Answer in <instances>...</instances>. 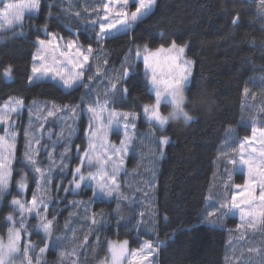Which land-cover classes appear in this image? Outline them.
<instances>
[{
	"label": "trees",
	"instance_id": "trees-1",
	"mask_svg": "<svg viewBox=\"0 0 264 264\" xmlns=\"http://www.w3.org/2000/svg\"><path fill=\"white\" fill-rule=\"evenodd\" d=\"M102 2L105 0H41L37 15L25 16L22 34L20 28L1 33L0 106L10 97H20L27 103L49 100L60 105L76 104L82 100L83 88L64 91L52 82L28 84L32 57L36 52L35 41L46 39L47 32L57 33L65 39L79 38L84 48L91 42L96 50L93 57L98 54L97 60L104 62L106 59L112 67L120 66L130 49L136 46L147 45L155 49L161 45L168 46L172 40L178 44L187 43L186 55L194 61V66L185 90L184 107L193 119L188 122L170 120L164 132L169 142L165 157L159 168L157 164L155 173L154 204L159 217L157 238L163 242L157 259L159 264H224L227 231L205 225L202 221L207 209V193L216 172V159L219 153L221 156L223 143L229 136H226L228 127L237 128L234 142L251 136V127L244 124L247 120L242 122L245 118L242 114L244 89L248 87L250 93L264 87V14L259 9V0H156L153 10L145 18L128 32L109 37L102 46L103 50H100L95 43L99 22L93 27L89 17L96 19L91 9L98 8ZM86 8L89 11H85ZM75 12H79L80 16L74 15ZM236 14L239 15V24L234 26L232 18ZM9 66L12 69L10 81L3 75ZM93 72L91 66L86 71L88 75ZM124 86L128 88V93L124 95L120 91L115 94V109L141 113L143 105L154 101L140 61L132 65L128 78L120 81V87ZM169 108L167 104L161 107L163 111ZM24 141L25 138L20 135L16 151L19 157L24 150ZM71 144L68 170L58 173L65 175V178L61 177L66 180L65 183L72 170L71 164L76 161L74 145L79 144L80 152L86 147L83 129L71 139ZM133 160L130 158V161ZM18 168L20 165L16 163L11 195L7 196L0 210V234L10 225L6 217L12 209L7 199L18 195L15 189V182L19 179ZM32 178L30 175V181ZM242 178L240 174L236 177L237 181ZM91 192V189L81 190L74 196L82 201L88 200L92 197ZM65 204L68 207H63L60 213L51 211L56 214L53 218L59 217L53 221L62 223V218L75 224L69 226L74 231L72 236L66 235L73 240L74 244L69 246L71 249L84 248L82 242L85 238L89 242L98 241L103 255L109 240H127L130 246L140 247L141 241L136 238L132 226L135 221L128 224L124 218L126 212L122 210L123 218L119 217L116 200L96 201L93 213L82 209L79 220L74 217L76 203ZM94 214L100 222L90 227L86 220ZM229 224H232L231 229L235 228L236 219H229ZM61 227L53 225V239L61 235ZM29 230L35 234L36 239L33 240L35 244L39 243L40 251L44 247L42 234L37 233L34 227ZM57 251V248L48 249V256L56 262ZM54 260L45 264H54ZM89 263L94 264L95 261Z\"/></svg>",
	"mask_w": 264,
	"mask_h": 264
},
{
	"label": "snow or ice",
	"instance_id": "snow-or-ice-1",
	"mask_svg": "<svg viewBox=\"0 0 264 264\" xmlns=\"http://www.w3.org/2000/svg\"><path fill=\"white\" fill-rule=\"evenodd\" d=\"M156 0H106L102 2L98 8L91 9L95 12L96 19L89 17L93 27L99 22V30L95 32V43L103 50V45L113 33V30L130 29L134 23L143 19L154 7ZM264 4V0H261ZM134 5L135 10L129 11V6ZM41 6V0H21L19 3L3 2V10L0 11V18L6 21L9 29L19 27L23 29V21L25 13H38ZM89 11V9H85ZM74 15L80 16L79 12ZM232 24H239V15L236 14L232 18ZM120 26V29L117 28ZM47 32L46 24L44 26ZM0 26V31H3ZM46 39H37L35 41L36 52L32 57L31 74L28 76V83L32 84L37 79L50 78L53 81H59L65 89L83 88L86 91L82 94V101L91 91V84L94 80L93 75H88L85 71L86 66H90V60L96 51L91 42L85 49L79 43V38L64 40L57 33L47 32ZM189 47L187 43L178 44L175 40L168 46L161 45L154 51L149 49L147 45L143 48L137 46L135 56L143 59L145 74L148 76L149 83L155 93L154 101L143 105V113L150 122L151 127H158L163 130L169 122V117L177 114L181 115L186 122L191 121L193 116L184 107L186 102L185 90L193 73L194 61L187 58L186 49ZM131 52V49H130ZM98 57V54H97ZM131 56L126 57V63L122 66L120 74L115 81L110 80V90L104 94V100L101 102L99 98L95 103L88 102L86 111L89 114L88 128L86 131L87 146L83 149V155L79 157L80 163L72 169L73 179L70 181L69 187L56 185V190L69 192L74 189H80L82 182L86 179L94 181L92 189L93 196L98 193L104 197H112L114 193L119 194V186L116 181L118 173L122 170L124 156L132 143V135L128 129L136 128L135 121L137 114L135 112H107V119L104 120L106 105L110 97L121 89L117 87L120 80L126 79L132 70L129 63ZM107 64V60H104ZM102 72L99 63L96 68V76ZM4 77L11 78L12 69L6 67L3 72ZM124 95L128 93V88H122ZM245 95L249 94L248 88L244 89ZM168 103L171 111L164 115L161 111L162 103ZM24 107V101L20 98L12 99L0 108V125L3 126V135H0V199L5 198L9 193V186L13 178L14 161H17V131L14 127L16 116ZM81 105H53L52 109L47 110V117H52L56 113L64 110L70 111L74 116L78 115V109ZM41 119L40 116L36 117ZM103 121L104 127L100 126ZM124 130V138L120 141V147L111 145L108 140V133L113 126L120 127ZM43 130L44 125H34L32 122V110L29 109V123L24 129L25 147L22 155L19 157L20 165L17 173L19 179L16 180V188L18 195L14 196L10 202L12 211L6 217L10 222L5 237L0 235V264H14L15 260L20 259V264H39L40 257L30 255L33 245L30 240L23 241L24 234H27V217L35 216L37 220L36 228L43 233L46 240L53 235V223L48 219L47 198L53 183L52 172L59 169L61 172L69 167L70 146L66 145L60 156V162L57 164L54 153L47 152V163L38 159L41 148L47 150V147L41 145L42 136L36 134V129ZM63 135L62 133L60 134ZM264 131L259 132L253 128L252 137H246L239 144V163L246 168V180L244 185H236L239 189L237 193L232 194L231 203L225 200L220 205L221 209L228 211L238 210L241 217V225L237 227L247 226L250 229H258V221L260 226H264V147L257 148L255 145L260 143L264 145ZM169 138L161 135L159 138V146L161 154L163 147L168 143ZM40 146V147H34ZM80 151V146L77 145ZM236 149H233L235 152ZM89 166L87 174L82 170L84 163ZM229 163L236 165L235 158H229ZM111 172H108V168ZM95 168V172L91 169ZM32 176L36 184V191L33 192L30 201L25 202L19 198V194L24 193L28 189L29 176ZM103 181V182H101ZM37 192L40 195H37ZM121 198L122 197L121 195ZM18 215V219H17ZM143 215V213H141ZM209 216L214 213H208ZM92 224H96L95 214L92 218ZM87 243V238H85ZM45 247L40 248L41 255L45 252ZM157 247L150 241L145 243L137 250L129 251L128 241L122 242L109 241L108 253L102 264H123L125 258L130 254L133 258L129 264H154V256Z\"/></svg>",
	"mask_w": 264,
	"mask_h": 264
},
{
	"label": "rangeland",
	"instance_id": "rangeland-1",
	"mask_svg": "<svg viewBox=\"0 0 264 264\" xmlns=\"http://www.w3.org/2000/svg\"><path fill=\"white\" fill-rule=\"evenodd\" d=\"M3 2L19 3L21 2V0H0V11L3 10L2 7ZM259 9L264 14V4H261V0H259ZM134 10H135L134 5H130L129 11H134ZM26 15L36 16L37 13L30 14L26 12L25 16ZM146 16H144L143 18H145ZM135 24L136 23H134L130 29H120V26L117 25V28L120 30L119 31L113 30V33L110 35V37L128 32L133 28ZM0 26H3L4 28L3 31H0V35H2L1 33H6L7 31L10 30H17V31L19 30V27H13L9 29L6 21L3 20L2 18H0ZM64 40H71V39L64 38ZM0 41H3V39H1ZM143 46H139V47L143 48ZM136 48L137 46L134 47L131 50V52H129L128 55L126 56V57L131 56V60L129 61L131 65H133L137 61H140L143 64L142 57L137 58L135 56ZM149 49L154 51L156 48L155 49L149 48ZM97 59L98 57H93L90 60V66L91 69L94 70V72L89 75H93L94 80L90 86L91 91L88 93V96L85 97L84 101L81 100L79 103L66 104L72 106L81 105V108L78 109V115L74 116L70 111L64 110L59 113H56L52 117H47V110L52 109L53 105H57V106H63V105H60L54 101H49V100H32L27 103L20 97H10L12 99L20 98L24 101V107L21 109L20 113L16 116V123L14 125L18 133L17 142H16L17 147L19 146L18 143H19L20 135L24 137V129L25 127L28 126L30 108L32 110L33 124L40 125L41 123H43L44 125L43 130H40L39 128L36 129V134L42 136L41 145L47 147V150L41 148L40 156L38 157L40 161L47 163L48 162L47 152L51 151L54 153V158L56 159L57 164H59L60 156L61 153H63L65 146L68 145L70 146V148H72L71 139L75 138V136L81 131V129L84 130V139L87 146L88 138L86 136V131L88 128V122L90 117L86 111V104L88 102L95 103L98 98L101 102H103L105 92L110 90V80L115 81V78L120 74V70L122 66L125 65L126 63V58H125V60L120 66L112 67L108 63L105 64L104 62H101ZM98 63L102 69V72L99 76H96L95 73ZM90 66H86L85 71H87ZM143 68H144V64H143ZM146 78L149 84L150 91L155 98V93L152 88V85L149 83L148 76H146ZM262 78H263L262 82L264 83V77ZM11 79H12V75L11 78H6V80L8 81H10ZM120 81L118 82L117 87H119V89H121L122 91V87H120ZM39 82H52L58 85L64 91L72 90V89H65L59 81H53L50 78L37 79L35 80L34 83L32 84L28 83V84L33 85ZM115 94L114 96L110 97L109 102L106 105V111L103 117L104 120L107 119V112L109 111L125 112L122 110L115 109L113 107ZM249 94L245 95V93H243L244 101L242 106V114L243 116H245V118H243L242 122H244V119L247 120V122H244V124L249 125L251 127L252 132L250 137H252L253 128L257 129V136L259 137V132L264 131V87H262L261 90L259 91L252 90V92H250ZM252 96L254 99L252 98ZM9 99L3 105H1L0 108H3V106L9 101ZM163 104H167L170 107L168 111H163L161 109L162 113L164 115H167L171 111V106L166 102L162 103V105ZM136 114H137V119L135 121L136 128L132 129L130 127L128 129L129 133L133 137L132 143L127 150V154L123 158L124 163L122 170L118 173L116 177V181L119 186V194L114 193L112 197H104L98 193L96 196H93V191H92L91 199L82 201L81 198L74 195L81 190L83 192L86 189L92 190L95 183L94 181H92L91 179H86L84 182H82L80 189L71 190L72 192L71 191L64 192L62 188L61 190L57 191L56 185L58 184L62 185V187H69L70 181H72L73 179L72 170L70 171V175L68 176L69 179L67 180V183H65L66 180H63V178H65V175L64 174L59 175L58 173H66L68 168L63 172H61L59 169H55L52 172L53 183L51 185V190L47 198V205H48L47 216L48 219L52 221L53 225H62L60 231L61 235L55 236L54 239L53 237H51L50 239L46 240L43 236V233L37 230L36 228L37 220L35 219V216L32 215L27 217V223H26L27 234H24L22 238V244L23 241L25 240H30L32 242L33 250L31 251L30 255L33 257V259L39 256L40 257L39 264H45L48 261L54 260L48 256V249H53V248H57L58 250L57 251L58 261L56 262V260H54L55 261L54 264H90L89 262H91V260L95 261L94 264H102V261H104L106 256L109 257V262H110V254L108 253L109 241H115V242H122V241L119 240L107 241L105 246V250H106L105 255L100 253L101 250L97 245L98 241H96L95 239L93 242H89L87 239V243L82 242V244L85 246L84 248H81V246H79V247H74L73 250L69 247L70 245L74 244L73 240L72 238L66 237V235L72 236L74 231L69 229V226L75 224L71 223L70 220L68 221V219L63 220L62 218H60L62 221H64L62 223H57L56 221H53V220H57L59 217L57 216V219L53 218L52 216H56V214H54L51 210L53 209V211H56V213H60L63 207L64 208L68 207V205H66L65 202H69V204H71L72 201L76 203L74 217L79 220L82 209L89 210L90 213H93L92 212L93 204L96 201L108 202L112 200H116L117 202L116 210L119 213L120 218H123L120 212L122 210L124 213L126 212V216H124V218L126 222H128V224H132L133 221H135V223L132 226L136 231V238L141 241L140 247L145 243V241H150L157 247V252L153 260H154V264H159L157 255L159 248L163 244V242L159 241L157 238V226L159 223V217L156 210V205L154 204L155 189H156L155 177H157V175L155 176V173L157 170V164L159 168L160 162L165 157V148L168 143L162 146L163 152L161 154L160 146H159V138L161 135L166 136L164 132L167 125L163 130H160L158 127H151L150 122L147 120V117L143 113V109L141 113H136ZM37 116H40L41 119H37L36 118ZM83 119H85V121L84 124L82 125L81 122ZM100 126L101 127L105 126L103 124V121L100 122ZM2 128L3 126L0 125V135H3ZM61 133L63 134L62 136L60 135ZM236 133H237L236 127L234 126L228 127L226 136L227 134L229 136H227L225 143H223L224 147L221 156L219 153L216 159V165H217L216 172L212 177L211 185L207 193V197H206L207 209L203 216L202 222L205 225L220 229H225L227 231V245H226V253L224 257V264H264V231L262 230V226L259 225V221H258V229L256 230L250 229L247 226L238 228L237 226L241 225L242 223L239 211L238 210L228 211L227 209H221L220 207V205L224 203L225 200H227L230 205L232 194L237 193L239 191V189L236 188V185H241V186L244 185L245 180L247 178L246 168L239 163V151H240L239 144L245 138L239 140L238 143L234 142V135ZM123 138H124V130L122 125L120 127L113 126L108 133L109 143L111 145H115L116 147H120V141ZM260 139H264V138H260ZM77 145L79 144L74 145V155L76 156L74 157L76 158V161L73 164H71L72 169H74L80 163L79 157L83 155V152L77 150L76 147ZM255 146L257 148L264 147V145H261L260 143H257ZM24 147H25V141H24L23 149ZM34 147H40V146L34 145ZM234 148L236 149L235 152H233ZM16 156H17V161H14L13 166H15V164L18 163L19 160L18 158L19 156L17 155V153ZM230 157L235 158L237 160L236 165H233L228 162ZM130 158H133L134 160L130 161ZM19 169L20 168H18V170ZM82 170L84 171L85 174H87V172L90 170L86 162L84 163ZM91 170L95 172V168H92ZM108 172L109 173L111 172L110 167L108 168ZM238 174L242 175L243 177L241 181H237L236 179ZM30 188L31 190L29 191ZM15 189L18 192L16 188V184H15ZM34 191H36V184L34 182V179L32 178V181H30L29 179L27 191H25L22 194H19V198H21L25 202L30 201ZM9 193L11 195V183L9 186ZM68 194H71L73 196L68 197L67 196ZM8 195L9 194H6L5 198L0 199V210ZM37 195H40V193L37 192ZM121 195L124 198H121ZM10 197L9 200L7 199V204L9 207H11L10 202L12 200V197L11 198ZM210 212L214 213V215L209 216L208 213ZM141 213H143V215H141ZM9 214L10 213H7V216ZM134 215L136 219H134ZM18 218L19 217L17 215V219ZM92 218L93 216H90L89 220L88 219L86 220L88 221V225H90V227L92 225H99L100 219L97 218V223L92 224L91 222ZM229 219H236L237 225L235 226L234 229H231L232 226L230 225L232 224H229ZM31 227H34L37 233L42 234L44 239V247H45V243H47V248L42 255L40 251H38L39 243L35 244L36 241L33 240V238L36 239L35 234L33 233V231L29 230ZM7 230H5L3 234H0L5 237V241L7 236ZM141 235H145L152 238H145L144 236ZM96 236L97 235H95V237ZM140 247H132L130 246V243L128 241L129 251L137 250ZM132 259L133 258L129 254L123 261V264H129V262L132 261ZM14 264H20V259L15 260Z\"/></svg>",
	"mask_w": 264,
	"mask_h": 264
},
{
	"label": "clouds",
	"instance_id": "clouds-1",
	"mask_svg": "<svg viewBox=\"0 0 264 264\" xmlns=\"http://www.w3.org/2000/svg\"><path fill=\"white\" fill-rule=\"evenodd\" d=\"M181 119L184 120V118H183L181 115H179V114H177V115H175V116H171V117H169V121H170V120L180 121ZM184 122H186V121L184 120Z\"/></svg>",
	"mask_w": 264,
	"mask_h": 264
},
{
	"label": "crops",
	"instance_id": "crops-1",
	"mask_svg": "<svg viewBox=\"0 0 264 264\" xmlns=\"http://www.w3.org/2000/svg\"><path fill=\"white\" fill-rule=\"evenodd\" d=\"M234 229V228H233Z\"/></svg>",
	"mask_w": 264,
	"mask_h": 264
}]
</instances>
